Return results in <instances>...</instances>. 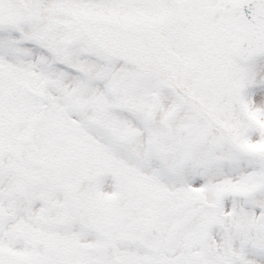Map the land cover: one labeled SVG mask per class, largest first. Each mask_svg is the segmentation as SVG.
<instances>
[{
  "label": "snow or ice",
  "instance_id": "1",
  "mask_svg": "<svg viewBox=\"0 0 264 264\" xmlns=\"http://www.w3.org/2000/svg\"><path fill=\"white\" fill-rule=\"evenodd\" d=\"M0 264H264V0H0Z\"/></svg>",
  "mask_w": 264,
  "mask_h": 264
}]
</instances>
